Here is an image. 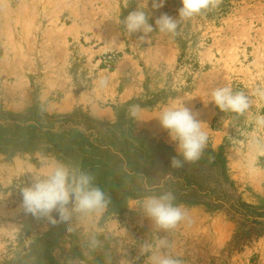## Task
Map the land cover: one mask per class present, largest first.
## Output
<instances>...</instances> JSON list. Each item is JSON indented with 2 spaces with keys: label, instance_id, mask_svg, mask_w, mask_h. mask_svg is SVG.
I'll use <instances>...</instances> for the list:
<instances>
[{
  "label": "rangeland",
  "instance_id": "rangeland-1",
  "mask_svg": "<svg viewBox=\"0 0 264 264\" xmlns=\"http://www.w3.org/2000/svg\"><path fill=\"white\" fill-rule=\"evenodd\" d=\"M153 2L0 0V264H149L141 244L161 237L184 264H264V98L254 94L264 89V0H220L175 35L129 36L116 23L133 10L154 28L162 12L179 19L180 0ZM221 86L244 91L251 108L221 112L210 101ZM175 104L208 133L201 159L179 170L163 163L177 153L157 120ZM55 160L91 172L111 198L73 234L19 207V188ZM168 171L222 201L182 198L183 183L168 180L187 216L162 233L142 213L136 174L158 185ZM90 232L102 241L94 251L83 247Z\"/></svg>",
  "mask_w": 264,
  "mask_h": 264
},
{
  "label": "clouds",
  "instance_id": "clouds-1",
  "mask_svg": "<svg viewBox=\"0 0 264 264\" xmlns=\"http://www.w3.org/2000/svg\"><path fill=\"white\" fill-rule=\"evenodd\" d=\"M165 0H154L153 7L160 9ZM178 18L162 12L155 19V28L149 23L150 16L144 10L130 11L116 23L124 32L131 36L137 33L149 34L158 30L160 33L175 35L179 20L191 19L203 14L209 9L219 6L220 0H180ZM143 38V36H141ZM107 79H101L100 85L106 86ZM255 95L264 98V89H257ZM221 112H232L243 115L252 106L250 96L244 91H234L229 86L216 87L211 92L210 100ZM141 109L132 105L128 109L131 118H137ZM161 129L167 132L170 142H174L177 155L170 159L171 169H182L185 164L198 162L208 142L205 124L198 119V113L184 104L165 106L158 115ZM257 126L264 127V115L256 117ZM143 181L145 194L141 209L143 215L155 227L163 232L174 230L186 219L187 213L182 204L175 203L177 197L165 188L172 172L164 173V178L158 185L148 183L143 173H137ZM159 190V191H158ZM20 203L24 215L37 221H47L52 227L63 224L65 232H76L74 226L83 219H89L102 214L111 202L110 196L95 183V176L84 170L79 164L63 160H55L47 171L34 173L30 180L19 188ZM99 234L90 232L83 247L94 251L101 247ZM171 243L161 237L155 242L145 241L141 244L143 254H148L149 264H184L181 257L172 254Z\"/></svg>",
  "mask_w": 264,
  "mask_h": 264
},
{
  "label": "trees",
  "instance_id": "trees-1",
  "mask_svg": "<svg viewBox=\"0 0 264 264\" xmlns=\"http://www.w3.org/2000/svg\"><path fill=\"white\" fill-rule=\"evenodd\" d=\"M172 154L170 152V150H167V153L163 154L164 155H168ZM157 157H160V154H156ZM167 159L164 160V165L165 166H170V159L169 157H166ZM152 164L156 163L159 164L158 161H154L151 162ZM168 168V167H166ZM177 173H173L172 174V179L177 180V181H181L183 183V192L181 197L182 198H187L190 200H193V202H204L206 199H212V201L215 200H219L222 201V197L220 196V194H216L213 196V191L209 192L207 189H200V187L198 185L195 184V182L197 181V178L195 177H187V176H183V172L182 171H176ZM223 176V174H221ZM194 183V184H193ZM180 197V198H181Z\"/></svg>",
  "mask_w": 264,
  "mask_h": 264
}]
</instances>
